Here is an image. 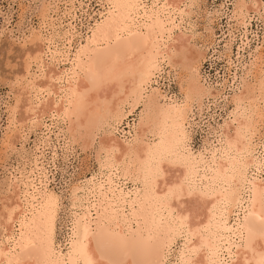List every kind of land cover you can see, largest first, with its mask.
I'll return each instance as SVG.
<instances>
[{
  "label": "bare ground",
  "instance_id": "bare-ground-1",
  "mask_svg": "<svg viewBox=\"0 0 264 264\" xmlns=\"http://www.w3.org/2000/svg\"><path fill=\"white\" fill-rule=\"evenodd\" d=\"M143 1L102 0L109 7L103 28L73 55L66 71L56 66L68 60L70 48L64 42L59 48L51 34L44 38L35 32L32 43L37 44V56L33 59L41 65V57L49 56L56 66L49 73L39 67V80L34 81L40 85L32 82L22 87L27 121L46 139L55 129V138L79 144L83 150L98 140L95 157L103 181L87 186L83 198L77 196L80 186L71 188V206L81 212L73 215L64 254L50 253L49 224L33 216L41 209L43 197L32 184L33 175L25 178L22 187L13 186L14 202L3 206L0 215L6 235L0 264H163L166 248L177 239L181 249L175 264H264V146L256 156L257 122L241 114L238 105L207 158L196 159L188 153L187 109L160 104L159 90L148 85L164 64L173 70L181 67L191 75L185 85L201 100L209 92L200 83L198 71L206 52L191 45L192 35L181 28L186 12L177 11L190 0H153L148 9ZM250 4L264 22V3L253 0ZM245 7L243 0H237L235 13L241 16ZM66 9L72 14V5ZM170 14L177 17L173 27L168 24ZM29 67H25L27 73ZM45 78L47 83L42 84ZM255 78L254 86H248V99L264 104V69ZM34 88L46 94L36 102L31 98ZM248 88L233 96V104L246 99ZM141 103L136 122L118 137L117 124ZM117 180H129L134 188L125 191L126 184ZM232 208H237V218L227 228L221 216Z\"/></svg>",
  "mask_w": 264,
  "mask_h": 264
},
{
  "label": "rangeland",
  "instance_id": "rangeland-1",
  "mask_svg": "<svg viewBox=\"0 0 264 264\" xmlns=\"http://www.w3.org/2000/svg\"><path fill=\"white\" fill-rule=\"evenodd\" d=\"M151 1L153 0L143 1L145 8L148 9L153 5ZM252 1L243 0L246 7L242 9L241 16L239 11L236 10L235 13L237 0H190L181 4V8L177 11L178 14H182L181 10L185 9L186 14H182L181 28L192 35L191 45L206 52L198 71L200 83L204 88L209 89L208 95L202 96L201 100L197 96H192L188 85H185L191 75L181 67L173 70L164 64L150 78L148 87L159 90L160 104L174 107L179 105L178 109H187L186 115H188L184 122L187 138L184 141L187 143L185 145L188 153L196 159L207 158L208 152L218 145L217 141L222 139L225 126L231 122L232 117L234 118L238 105L241 114L255 118L257 122L258 136L254 138L253 144H258L256 156L261 155V147L264 146V104L259 100L256 101L257 103L249 101L248 97L256 83L255 77L259 76L261 69H264V22L252 10L250 4ZM255 1L264 3V0ZM103 4L102 0H0V215L4 214L5 205L14 202L10 193L13 191V186L22 187L25 178L31 179L33 175L32 184L39 195H43L41 209H36L33 216L47 220L50 230V253L54 254L66 252L73 215L81 212V208L71 206V190L80 186L82 191L80 189L77 196L82 197L86 193L87 186L103 181V177L99 176V166L95 157L98 140H94L92 148L85 147L83 150L79 144L70 145L68 140L55 138V129L51 130L46 139L38 127L27 121V100L22 87L32 82L39 83V81L36 83L34 78L37 77L39 80L41 66L45 73L53 71V67L56 66V61L51 60L49 56L41 57V65L38 59L34 60V56H37V44L32 43L35 32L42 33L44 38L51 34L49 38H53L59 48H63V42L70 48L68 60L56 66L66 71L70 67L73 55L103 28V20L109 10L108 5L103 6ZM71 5L73 10L69 15L67 13L69 10L66 8L69 9ZM167 17L170 18L169 26L173 27L177 17L172 14ZM129 18L132 19L133 15ZM62 31L65 33H61ZM54 32L58 33L56 35L59 38ZM174 34H177V29L174 30ZM64 36L68 37L70 42H65ZM26 66H30L29 74L25 71ZM41 83L46 84V78ZM244 83L246 86H242ZM245 87L248 88V92L244 95L246 98L243 99L244 102L239 104L234 100L233 104V96L243 94ZM31 93L32 101L35 102L38 97L46 95L40 88H34ZM187 97L193 102L186 100ZM142 110L143 104H137L134 111L117 124L114 133L120 138L123 137L129 131V126L136 122ZM229 132H232L231 129ZM116 183L126 184L123 187L125 191L134 188L129 180L124 182L117 180ZM116 183L114 182V185ZM119 184L116 186L119 187ZM35 192L38 195L37 191ZM82 204H84L83 200ZM235 209L237 210V208L227 210L229 213L224 211L221 216V218L224 216L223 224L227 228L231 227L237 218L238 210ZM2 228H0V247L4 246L2 242L6 236ZM180 241L181 239H177L166 248L169 252L163 264H175L178 261Z\"/></svg>",
  "mask_w": 264,
  "mask_h": 264
}]
</instances>
